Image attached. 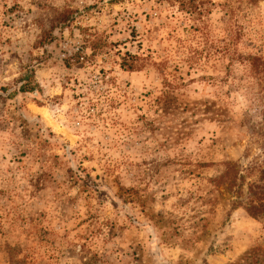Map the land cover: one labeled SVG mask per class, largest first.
Segmentation results:
<instances>
[{"label":"rangeland","instance_id":"374dc122","mask_svg":"<svg viewBox=\"0 0 264 264\" xmlns=\"http://www.w3.org/2000/svg\"><path fill=\"white\" fill-rule=\"evenodd\" d=\"M180 1L0 0V264H264V0Z\"/></svg>","mask_w":264,"mask_h":264},{"label":"trees","instance_id":"16d2710c","mask_svg":"<svg viewBox=\"0 0 264 264\" xmlns=\"http://www.w3.org/2000/svg\"><path fill=\"white\" fill-rule=\"evenodd\" d=\"M179 7L182 10L186 11L187 13H190V15L194 17V19H197V14L199 13V11L197 10L196 4L192 0L180 1ZM199 29L202 30L201 28ZM255 59H252V62H254L252 63L253 67L255 66V61H256ZM122 66L127 70H135L139 68V65L134 64V62L132 61L127 62L125 61V59H123ZM249 191H250V199L245 207L246 211L248 212L249 215H252L254 217L264 215V189H261L259 191L258 186L252 184L250 185Z\"/></svg>","mask_w":264,"mask_h":264}]
</instances>
